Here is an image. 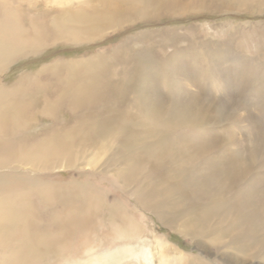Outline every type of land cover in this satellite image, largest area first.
Here are the masks:
<instances>
[{"label": "rangeland", "instance_id": "obj_1", "mask_svg": "<svg viewBox=\"0 0 264 264\" xmlns=\"http://www.w3.org/2000/svg\"><path fill=\"white\" fill-rule=\"evenodd\" d=\"M6 1L0 20L24 31L0 68V113L11 109L0 132V179L42 186L23 201L35 227L58 234L61 211L87 210L97 193L103 205L91 201L97 218L86 243L148 244L156 253L159 237L171 254L191 258L183 264H223L215 253L227 251L203 237L215 238L214 218L193 219L178 184L202 174L187 172L203 163L196 133L227 157H245L247 142L264 134V0ZM95 85L109 100H79L78 91ZM180 97L194 123L171 115ZM104 100L117 108L104 109ZM154 105L165 113L154 115ZM167 137L180 159L160 153ZM49 191L59 194L55 206L41 199ZM75 244L47 251L44 264H62L57 258L74 255Z\"/></svg>", "mask_w": 264, "mask_h": 264}, {"label": "bare ground", "instance_id": "obj_2", "mask_svg": "<svg viewBox=\"0 0 264 264\" xmlns=\"http://www.w3.org/2000/svg\"><path fill=\"white\" fill-rule=\"evenodd\" d=\"M0 1H3L1 3V10L5 11L7 8H11L6 0ZM54 1L61 5L70 2L69 0ZM9 21L2 22L0 20V68L11 58L12 51L15 49L12 48L14 46L12 41L20 39V35L23 33L22 30L24 31L23 27H18V24L15 22L12 25L13 22ZM168 80L169 84L174 85V79L173 82L170 79ZM91 85L90 83L89 86ZM97 86L96 88L98 89L100 85L99 87ZM103 86L101 85L102 88ZM151 88L149 86L150 91ZM184 89V87L182 89L179 88V93L181 95L183 92H186V95L189 94ZM200 89L202 90L201 87ZM102 90H95L89 87L81 89L78 91L79 100L87 102V104L90 100L96 101L99 98L105 99L106 101L109 100L106 97L108 93ZM151 92L149 94L150 96ZM191 96H193L194 100V95ZM181 97L173 104L170 113L173 117L177 118V121H181V123H186L187 121L192 123L194 118L191 119L186 114V111L192 112L189 107L184 105L182 101L185 99ZM105 100L102 103L105 105L104 109L112 110L114 106L116 107L110 101L105 103ZM262 100L264 103V98ZM153 101L155 100L153 99ZM5 110L0 113V132L3 131L4 124L8 120L7 116L9 111H11V109L7 108ZM152 111L154 115L164 112L157 105H154ZM262 111H264V105ZM161 118L163 119L164 116ZM176 123L178 124L179 122ZM198 131L199 129L194 132ZM257 134V136H254L256 138L255 140L252 139L247 142L249 145L246 148L245 157L235 155L227 157L224 156L225 153L220 154L217 152L215 142L212 139L201 136L199 132L196 133V137L201 141L199 142L201 143L199 152L203 163L199 161L198 164L192 163L187 172L202 171L200 176L204 177H195L186 183H183L182 180L178 184V188H181V192L185 195V198L191 200L189 209L192 210L191 214H193V219L202 218L210 222L211 218H214L216 222L215 238L211 236L203 237L207 238L211 244L219 242L222 248L227 251L224 254H220L221 252L219 253L218 251V253H215V256L223 264H264V134L260 132ZM192 142L194 143V141ZM174 144L175 141L168 137L163 139L160 144V153L170 158L178 151L179 153L175 155V158L180 159L181 150L177 146L172 149ZM205 177L210 178L211 182L206 190L199 192V188L196 189L195 184H202L201 179H205ZM40 189H42V186L39 185L34 189V184L22 180L10 181L9 179H0V264H44L43 257L47 251H58V249L62 248L61 246H65V242L69 241L77 243L74 248L75 253L74 255L69 252L66 254L62 253V256L57 258L60 262L63 261L62 264H124V262L128 264H183V262H187V260L189 262L191 260V258H185V255L178 257V255L171 254L169 243L159 237H155L156 253L151 250V246L148 244L146 246H139L136 249L129 243L119 248L112 247V244L109 247H104L110 244L108 240H102L98 245L86 243L88 240H86L85 236L89 230V225L92 223V220H96L97 218L94 217L97 211H92V206L94 204L97 206L98 203L101 204L98 202L97 196L99 194L97 195V193L94 197L92 196L93 198H90L88 202L89 209H83L85 203H81L82 206L84 205L82 209H77V207L79 208L77 206L76 208L72 207L71 209L61 211V216L58 217L59 233L48 236L47 233L41 232L35 227L32 215L29 213V209L27 210L26 208L28 206V198L26 195L29 194V190H37L39 192ZM58 195V192L49 191L40 196L43 202L46 199L49 205L55 206L56 204L54 203ZM21 199L22 201L19 202ZM86 199H89V197H86ZM23 201L27 203V206L24 205ZM91 201L93 203L92 206ZM81 202H85V200ZM168 222L172 223L170 220ZM141 233L137 230L134 236L141 239ZM195 234L196 236H202L199 232H195ZM219 236L225 237L228 240L221 242L220 239L222 240V238ZM85 244L87 246L84 250ZM15 250H18V253L13 252ZM82 250L84 254H89V258L80 256L82 255ZM228 250L236 252L237 256H233L232 252L230 254Z\"/></svg>", "mask_w": 264, "mask_h": 264}]
</instances>
